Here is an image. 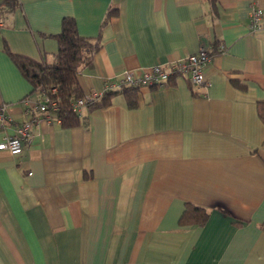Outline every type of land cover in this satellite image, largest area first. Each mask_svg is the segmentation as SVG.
I'll return each instance as SVG.
<instances>
[{
  "label": "crops",
  "instance_id": "crops-1",
  "mask_svg": "<svg viewBox=\"0 0 264 264\" xmlns=\"http://www.w3.org/2000/svg\"><path fill=\"white\" fill-rule=\"evenodd\" d=\"M16 2L1 12L12 121L0 140L24 122L32 134L21 153L0 150V264H264V16L251 28L264 0ZM65 16L101 43L79 72L84 95L202 45L205 92L185 75L108 90L72 126L26 106L42 92L6 49L51 60ZM189 202L210 212L205 224L180 223Z\"/></svg>",
  "mask_w": 264,
  "mask_h": 264
},
{
  "label": "trees",
  "instance_id": "trees-1",
  "mask_svg": "<svg viewBox=\"0 0 264 264\" xmlns=\"http://www.w3.org/2000/svg\"><path fill=\"white\" fill-rule=\"evenodd\" d=\"M218 1L213 0L214 6ZM15 4H17L16 0H5L1 3L0 17L5 6H14ZM111 13L110 11L107 17ZM55 36L59 42V49L51 60H38L6 50L22 74L32 84L33 90H45L51 96V99L56 101L58 105L56 112L62 123L72 126L80 122V115L73 109V102L84 96L79 80V72L92 62L93 55L98 51L101 43L99 37L81 34L73 16L63 18L62 29ZM174 76L176 75L171 78ZM171 78L166 84L171 81ZM54 88H56V91H53ZM122 89L135 91L136 87L126 86ZM109 95L110 93L106 91L100 100L88 107L107 104L109 102L107 96ZM257 108L259 116L264 121V99L257 101ZM209 216L210 212L205 207L189 202L182 213L180 223L203 225L207 222Z\"/></svg>",
  "mask_w": 264,
  "mask_h": 264
},
{
  "label": "built area",
  "instance_id": "built-area-1",
  "mask_svg": "<svg viewBox=\"0 0 264 264\" xmlns=\"http://www.w3.org/2000/svg\"><path fill=\"white\" fill-rule=\"evenodd\" d=\"M264 11L257 7L251 12V28L259 29L262 27ZM0 24L2 20L0 17ZM221 46L220 49H223ZM212 60L210 49L206 45L183 58L168 63H156L141 68L140 70H127L118 80H107L103 90H93L90 93L76 99L73 102V109L82 114V108L90 106L100 100L108 90L122 89L126 86L142 87V86H164L173 75L187 76L193 89L197 93H204L208 82L204 77V69ZM56 91V88L53 89ZM42 92V99L34 102L29 97L24 98V104L28 107L34 106L42 112L57 111L58 105L55 100L45 91ZM61 119V118H60ZM11 115L8 113L7 104L0 105V124L2 126L10 124ZM31 122L20 124L15 133H4L0 140V150H7L12 154H19L24 150L25 144L31 140Z\"/></svg>",
  "mask_w": 264,
  "mask_h": 264
}]
</instances>
